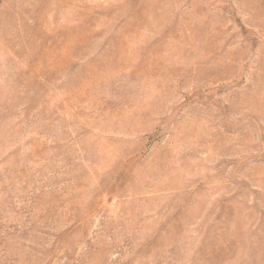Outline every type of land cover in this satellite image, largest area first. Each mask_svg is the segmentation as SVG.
<instances>
[{
  "label": "rangeland",
  "instance_id": "1",
  "mask_svg": "<svg viewBox=\"0 0 264 264\" xmlns=\"http://www.w3.org/2000/svg\"><path fill=\"white\" fill-rule=\"evenodd\" d=\"M0 264H264V0H0Z\"/></svg>",
  "mask_w": 264,
  "mask_h": 264
}]
</instances>
